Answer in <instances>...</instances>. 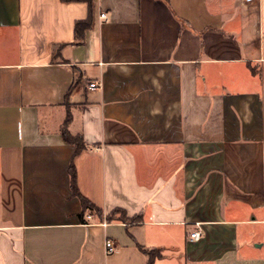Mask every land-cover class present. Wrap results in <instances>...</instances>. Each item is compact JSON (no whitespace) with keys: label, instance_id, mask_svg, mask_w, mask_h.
Listing matches in <instances>:
<instances>
[{"label":"crops","instance_id":"0c3cea01","mask_svg":"<svg viewBox=\"0 0 264 264\" xmlns=\"http://www.w3.org/2000/svg\"><path fill=\"white\" fill-rule=\"evenodd\" d=\"M89 12L0 0V264H264V0Z\"/></svg>","mask_w":264,"mask_h":264},{"label":"trees","instance_id":"16d2710c","mask_svg":"<svg viewBox=\"0 0 264 264\" xmlns=\"http://www.w3.org/2000/svg\"><path fill=\"white\" fill-rule=\"evenodd\" d=\"M62 1H64V2L84 1V2L88 3L89 10H90L88 18L85 20H79L75 24V35L77 38L82 39L84 36V31L92 25V18H93L92 8H93V1L94 0H62ZM70 118H71V115L69 113L67 115L65 122H64L62 134H63V137L66 141L70 142L71 144H73L75 146L76 149H75L74 155H76L77 153H79L81 150H83L86 147V143H85L82 135H80V134L74 135V134L70 133L69 130L67 129V124L70 121ZM68 171H69V175H70L71 189H72L73 195L79 197V199L81 201L82 210L79 213L81 220L84 221V214L86 212L94 213L97 215V217L102 218L103 217V210L99 206H97L94 202L89 200L87 197L83 196V194L80 192V190L78 188L77 172H76V167H75V163H74L73 159L71 160V162L69 164ZM118 213H119V216L117 217ZM106 218L109 221L121 220L124 222H138V221L142 220L141 215L129 218L127 216L126 212L124 210H121V209H117V210L111 212L110 214L107 215ZM147 253L149 254V260H148L147 264H153L154 259L160 255V252L155 251V250L149 251Z\"/></svg>","mask_w":264,"mask_h":264},{"label":"built area","instance_id":"2783aa9c","mask_svg":"<svg viewBox=\"0 0 264 264\" xmlns=\"http://www.w3.org/2000/svg\"><path fill=\"white\" fill-rule=\"evenodd\" d=\"M247 1H251V0H247ZM101 19L107 21L109 19L108 14L106 12L101 13L100 15ZM89 87L91 89L97 88L99 87V84L97 83V81L91 82L89 84ZM86 218L88 220L93 219V214H88L86 215ZM104 225L107 224L106 221L103 222ZM201 238V231L200 230H195L189 233V235L187 236V240L188 241H198ZM105 248H106V252L108 254L114 252L117 248L116 242L114 239L111 238H107L105 241Z\"/></svg>","mask_w":264,"mask_h":264}]
</instances>
